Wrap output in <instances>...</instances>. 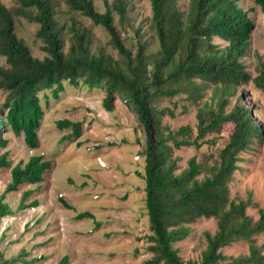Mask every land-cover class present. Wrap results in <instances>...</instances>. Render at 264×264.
I'll use <instances>...</instances> for the list:
<instances>
[{"label":"trees","instance_id":"1","mask_svg":"<svg viewBox=\"0 0 264 264\" xmlns=\"http://www.w3.org/2000/svg\"><path fill=\"white\" fill-rule=\"evenodd\" d=\"M151 16L148 19L150 40L141 24L133 29L138 48L133 54L127 46L131 36L120 32L115 25L127 22L132 0H111L105 3V12L96 10L92 0H63L66 11L61 17L57 0H15L16 7L8 9L0 1V57L6 67L0 66V92L5 93L0 109V148H6L11 132L23 136L25 144L34 149L37 132L43 119L39 94L51 90L53 97L64 90V83L104 90V108L113 110L118 99L136 114L145 131L144 194L145 209L151 235L150 258L141 264H264V245L258 237L264 235V210L247 193L245 200H233L229 183L235 171L239 154L255 141H261L263 131L253 119V109L241 101L238 89L250 81L264 92V69L251 79L243 59L248 52L254 23L243 9L240 0H190L186 13L179 9V0H149ZM264 14V0H254ZM82 16L108 35V42L118 59L96 48L93 50L91 28L77 20ZM16 18H24L37 25L36 37L41 41L43 58H35L17 36ZM146 36L142 40V37ZM218 39L224 45L216 43ZM132 43V42H131ZM154 45L155 50L149 51ZM211 90L208 101L198 108L196 125L171 130L162 125L164 115L173 116L168 109H158L163 97L186 94L197 104ZM230 98L235 102L229 111ZM227 126L231 133L218 150L212 164L209 158L197 161L191 157L180 170L173 153L181 147L214 146L217 134ZM58 129H70L62 140L81 134V125L69 120H58ZM7 155L0 156V168L9 167ZM51 166L43 155H33L20 161L10 170V182L0 196V220L13 214L4 202L5 193L16 191L22 184L37 185L43 181ZM201 176V178H200ZM33 190L23 192L18 210L34 208L38 200L27 203ZM65 209L73 207L63 199ZM249 207L257 208L258 218L247 214ZM199 218L215 220V232H204L205 249L199 259L183 260L176 242L189 235V225ZM75 220L94 219L88 211L77 213ZM100 223H95V228ZM244 242L245 254L225 255L222 250ZM22 254L5 259L0 251V264H28ZM33 260L31 262H34ZM63 256L56 264H68Z\"/></svg>","mask_w":264,"mask_h":264},{"label":"rangeland","instance_id":"2","mask_svg":"<svg viewBox=\"0 0 264 264\" xmlns=\"http://www.w3.org/2000/svg\"><path fill=\"white\" fill-rule=\"evenodd\" d=\"M8 9L16 7L15 0H0ZM96 10L105 12V3L111 0H92ZM190 0H179V9L186 13ZM58 12L66 11L63 0H57ZM240 6L248 11V17L254 23L248 52L243 62L251 79L258 75L260 67L264 69V14L254 0H240ZM151 16L149 0H132L128 8L127 22L118 25L120 32L131 36L127 46L135 54L138 45L132 32L141 24L148 40L150 30L148 19ZM75 18L91 28L92 48L118 59V54L108 42V35L100 26L78 15ZM17 36L29 48L35 58H43L41 41L36 37L37 25L24 18H16ZM146 36L142 37V40ZM224 45L218 39L214 40ZM132 42V43H131ZM152 45L149 51H154ZM0 66L6 67L0 57ZM242 103L253 109V119L263 131L262 140L255 141L239 154L235 171L229 183V195L233 200H245L247 193L264 210V92L257 89L253 82L240 87ZM211 90L197 102L192 103L186 94L172 98L163 97L156 104L158 109L168 108L173 116L164 115L162 125L171 130L181 126L196 125V113L203 103L208 101ZM104 90L88 88L79 83L74 86L64 83V90L53 97L51 90L40 92V104L43 119L37 132L38 144L34 149L28 147L23 136L15 137L11 132L4 136L8 139L6 148H0V156L7 155L9 167L0 168V196L10 182V170L20 161L26 162L33 155H43L51 161L45 171L43 181L37 185L22 184L16 191L5 193L4 202L8 203L13 214L0 220V251L5 259L22 254V261L28 264H56L63 256L69 257L68 264H141L151 257L148 251L151 235L145 209L144 194V157L145 131L136 118V114L118 99L113 101V110L104 108ZM5 93L0 92V109ZM234 98H230L229 111ZM58 120H69L81 125V134L72 139L62 140L70 129H58ZM227 126L217 134L214 146H202L197 150L193 146L181 147L174 151L180 170L187 166L191 157L197 161L209 158L211 165L218 150L231 133ZM201 178V176H200ZM33 190L26 202L38 200L34 208L18 210L23 192ZM63 199L73 207L65 209L59 202ZM88 211L94 219L75 220L77 213ZM247 214L254 220L258 218L257 208L249 207ZM100 225L96 229L95 223ZM213 219L199 218L189 225V235L173 247L183 260L199 259L205 249L204 232H215ZM258 243L264 245V235L258 237ZM244 242L225 247V255L245 254ZM264 253V252H263ZM36 260L34 262H31ZM19 264H23L22 262Z\"/></svg>","mask_w":264,"mask_h":264}]
</instances>
